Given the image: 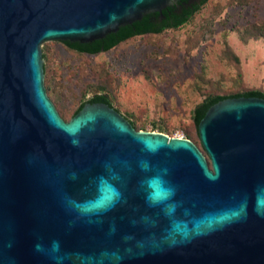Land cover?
<instances>
[{
    "label": "water",
    "instance_id": "1",
    "mask_svg": "<svg viewBox=\"0 0 264 264\" xmlns=\"http://www.w3.org/2000/svg\"><path fill=\"white\" fill-rule=\"evenodd\" d=\"M203 1L0 0V264H264V95L199 107V147L104 95L64 120L44 86V42L98 52Z\"/></svg>",
    "mask_w": 264,
    "mask_h": 264
},
{
    "label": "rangeland",
    "instance_id": "2",
    "mask_svg": "<svg viewBox=\"0 0 264 264\" xmlns=\"http://www.w3.org/2000/svg\"><path fill=\"white\" fill-rule=\"evenodd\" d=\"M41 51L46 93L64 120L107 86L136 130L183 136L200 147L192 121L199 103L264 92V0H208L177 29L137 35L93 55L55 40Z\"/></svg>",
    "mask_w": 264,
    "mask_h": 264
},
{
    "label": "trees",
    "instance_id": "3",
    "mask_svg": "<svg viewBox=\"0 0 264 264\" xmlns=\"http://www.w3.org/2000/svg\"><path fill=\"white\" fill-rule=\"evenodd\" d=\"M207 1H208V0H204V1H203V2H202V3H201V4H200L195 10H193L192 12L186 14L184 20H183L181 23H178V24H176V25L165 26V27L161 28V29H160L159 31H157V32H142V33H137V34H133V35L127 36V37L121 39L120 41L116 42V43L113 44L112 46H110V47H108V48H106V49H104V50L98 51V52L87 53V52L77 51V50L72 49V48H70V47H68V46H67V47H68L70 50H72V51H74V52H76V53H78V54H90V55H93V54H97V53H99V52L107 51V50L113 48L114 46H116L117 44H119L120 42H122V41H124V40H127V39H129V38H131V37L137 36V35H144V34H159V33H161L162 31H164V30H166V29H177V28L181 27L182 25L186 24L187 22H189L190 19L192 18V16H193V15H194V14L200 9V7H201L202 5H204ZM42 57H44V55H42ZM44 69H45V66H43V70H44ZM106 87H107V86H106ZM106 87H102L100 91H101V92H107V93H108ZM105 88H106V89H105ZM239 93H259V94L264 95V92L259 91V90H247V91H244V92H236V93H231V94H216V95L208 96V97H206L201 103H199V104L193 109V111H192V121H193V123H194V114H195L196 110H197L199 107H201L202 105H204L205 103H207L208 101H210V100H212V99H214V98H217V97L226 96V95H232V94H239ZM108 94H109V93H108ZM97 96H99V95H94V96H92V97H88L87 99L81 101V102L78 104V106L75 108V110L73 111L72 116H73V114L76 112V110L78 109V107H79L83 102L88 101V100H91V99H93V98H95V97H97ZM59 114H60V113H59ZM60 116H61V114H60ZM61 117H62V116H61ZM128 119H129V118H128ZM129 122L132 124L133 127H135V124H134V122H133L131 119H129Z\"/></svg>",
    "mask_w": 264,
    "mask_h": 264
},
{
    "label": "clouds",
    "instance_id": "4",
    "mask_svg": "<svg viewBox=\"0 0 264 264\" xmlns=\"http://www.w3.org/2000/svg\"><path fill=\"white\" fill-rule=\"evenodd\" d=\"M73 143H76V142L74 141ZM143 167L145 170H147V168H148V166L146 164L143 165ZM144 183L148 189V197L147 198H148L149 202H152V203L157 202L162 197L172 195L173 191H174L173 189L166 186V182L163 179L162 175H157V176L151 177L148 180H146ZM114 195L116 197H118L119 193L115 192ZM55 247H56V245L54 244V248ZM36 249L38 251H44L43 247L40 244L36 245Z\"/></svg>",
    "mask_w": 264,
    "mask_h": 264
},
{
    "label": "flooded vegetation",
    "instance_id": "5",
    "mask_svg": "<svg viewBox=\"0 0 264 264\" xmlns=\"http://www.w3.org/2000/svg\"><path fill=\"white\" fill-rule=\"evenodd\" d=\"M99 53H100V52H99ZM87 55H90V54H87ZM94 95H104V96H106L108 104H109V105H110V106H111L116 112H118L120 115H122L124 118H126V119L129 121L127 115H125L124 113H122L121 111H119V110L117 109V107L113 104V102H112V98L110 97V95H109L107 92L95 91V92L93 93V95H91L90 97H92V96H94ZM134 128H135V127H134Z\"/></svg>",
    "mask_w": 264,
    "mask_h": 264
},
{
    "label": "built area",
    "instance_id": "6",
    "mask_svg": "<svg viewBox=\"0 0 264 264\" xmlns=\"http://www.w3.org/2000/svg\"><path fill=\"white\" fill-rule=\"evenodd\" d=\"M178 137H183V136H178Z\"/></svg>",
    "mask_w": 264,
    "mask_h": 264
}]
</instances>
